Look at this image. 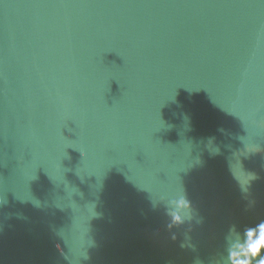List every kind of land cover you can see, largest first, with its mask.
<instances>
[{
	"label": "water",
	"instance_id": "95a60500",
	"mask_svg": "<svg viewBox=\"0 0 264 264\" xmlns=\"http://www.w3.org/2000/svg\"><path fill=\"white\" fill-rule=\"evenodd\" d=\"M261 237L264 0H0V264H257Z\"/></svg>",
	"mask_w": 264,
	"mask_h": 264
},
{
	"label": "clouds",
	"instance_id": "9594fccd",
	"mask_svg": "<svg viewBox=\"0 0 264 264\" xmlns=\"http://www.w3.org/2000/svg\"><path fill=\"white\" fill-rule=\"evenodd\" d=\"M259 243L260 244H264V237L259 238ZM259 252V248L256 249V253L258 254ZM257 264H264V256H262L259 261L257 262Z\"/></svg>",
	"mask_w": 264,
	"mask_h": 264
}]
</instances>
